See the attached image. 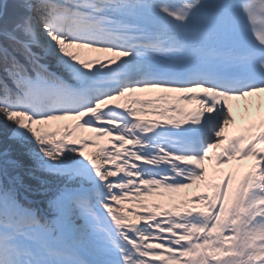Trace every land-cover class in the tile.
Instances as JSON below:
<instances>
[{
	"label": "snow or ice",
	"instance_id": "6c2138e0",
	"mask_svg": "<svg viewBox=\"0 0 264 264\" xmlns=\"http://www.w3.org/2000/svg\"><path fill=\"white\" fill-rule=\"evenodd\" d=\"M0 264H264V0H0Z\"/></svg>",
	"mask_w": 264,
	"mask_h": 264
},
{
	"label": "trees",
	"instance_id": "16d2710c",
	"mask_svg": "<svg viewBox=\"0 0 264 264\" xmlns=\"http://www.w3.org/2000/svg\"><path fill=\"white\" fill-rule=\"evenodd\" d=\"M8 5H9V9H11L13 3L15 2V0H7Z\"/></svg>",
	"mask_w": 264,
	"mask_h": 264
}]
</instances>
